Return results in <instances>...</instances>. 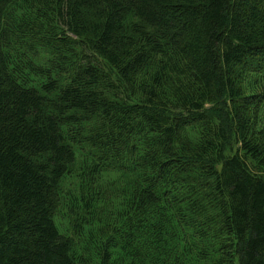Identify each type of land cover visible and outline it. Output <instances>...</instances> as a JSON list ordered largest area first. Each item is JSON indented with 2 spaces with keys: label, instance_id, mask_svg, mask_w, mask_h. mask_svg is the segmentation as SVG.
I'll list each match as a JSON object with an SVG mask.
<instances>
[{
  "label": "trees",
  "instance_id": "obj_1",
  "mask_svg": "<svg viewBox=\"0 0 264 264\" xmlns=\"http://www.w3.org/2000/svg\"><path fill=\"white\" fill-rule=\"evenodd\" d=\"M0 264H264V0H0Z\"/></svg>",
  "mask_w": 264,
  "mask_h": 264
}]
</instances>
